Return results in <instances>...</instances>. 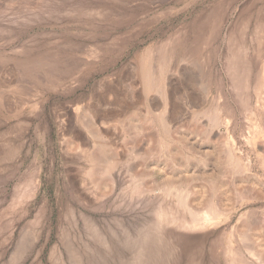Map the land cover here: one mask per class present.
Segmentation results:
<instances>
[{
  "label": "rangeland",
  "instance_id": "374dc122",
  "mask_svg": "<svg viewBox=\"0 0 264 264\" xmlns=\"http://www.w3.org/2000/svg\"><path fill=\"white\" fill-rule=\"evenodd\" d=\"M11 2L0 0V16ZM68 4L35 16L64 21L65 10H88L97 0ZM126 8L101 21L99 43L86 41L77 51L91 72L56 87L33 85L22 62L61 49L65 32L89 39V29L31 27L41 18L32 15L0 17V264H261L243 248L237 227L254 224L250 234L263 247L264 200L237 205L226 220L187 228L172 220L184 213L169 199L159 191L143 195L137 185L186 176L189 188L209 196L213 178L224 181L223 198H231L237 189L254 191L255 177L264 183V162L255 155L264 142V0H126ZM47 33L56 37L40 38ZM158 82L166 102L151 88ZM164 110L168 134L158 122ZM147 114L152 123L146 119L136 132L132 124ZM220 139L242 170L229 173L220 165ZM94 144H103L100 159L117 155V165L103 164ZM158 144L180 146L189 163L153 156ZM93 166L100 175L88 171ZM108 174L114 187L102 195Z\"/></svg>",
  "mask_w": 264,
  "mask_h": 264
},
{
  "label": "bare ground",
  "instance_id": "6f19581e",
  "mask_svg": "<svg viewBox=\"0 0 264 264\" xmlns=\"http://www.w3.org/2000/svg\"><path fill=\"white\" fill-rule=\"evenodd\" d=\"M69 1H68V3H70L73 0H71L70 2ZM65 2L63 0H35V1H33V0H12V2L9 5H7L8 6V8H6L7 11L4 9L5 12L4 13H1V15L2 14L7 15V16H10V18H11L12 15L13 16L14 15L15 16L16 15H19L20 18H21L22 15H26V16L27 15L28 16H30V15L35 16V15H39V14L41 15L42 12H44V13L45 12H48L47 14H51V13L53 14L55 11L57 12L58 9L63 8L62 10H64L65 9L64 6H66V4H68L67 1H65ZM72 3H71V5H72ZM71 5L68 6V7H71ZM105 6L107 8H105ZM91 8H89L88 10H79V12L78 11L76 12V11L65 10L68 13V15H66L67 18H64L63 19L64 21H59V20L55 19L54 16L51 17L50 15L48 17L46 16L45 18H43L42 16H40L41 17L40 18L38 16L40 19H38V21L35 20L36 21V24H35V21L33 22V20L31 18H29V19L32 20L31 22L33 23V25H31V27L34 26V27H37V28H41V27H46L47 26V28L48 27L53 28L55 26H58V24L59 25L62 24V26H64V27L65 26H68V25L69 26L70 25H74V26H76L78 28H80V27H86L87 29H89V31H88L89 34H86V35H88L87 37L89 39L82 40V39H79V38H81L80 35L77 36L74 33L72 34V33L65 32V35H62V38H64L63 40H65L66 42H65L64 45H61V47H62L61 49H59V50L49 49L46 52V54L44 55V57L38 58V57L34 56V57H29L25 61H23L22 62L23 74L27 77V79H28L29 82H32V84L35 85V86L49 85V86L56 87V86H59L60 84H63V83H71L72 80H75L76 79V76L78 78V76H80V75H83V74L84 75L85 74L88 75L89 72H91V70L89 68H87L88 65L86 64L89 60L86 57H84V56H79L77 54V51H80L81 50V48L84 45L82 43H85L86 41H93V43H99L102 40L101 38L100 39L98 38L100 36L98 34V29H100V28H98V27L101 26V21L106 20L107 17L112 16L114 14L123 13L127 9L126 8V0H97V4L96 5H93ZM101 8H104L105 11L103 9H101ZM99 10H102L103 12L98 13ZM58 12H60V11L58 10ZM69 12L70 13L76 12V14H78V15H77V17L74 16L73 14L72 15H69L70 14ZM4 15H2L0 17H5ZM19 16H16V18L18 17L17 19H19ZM35 17H37V16H35ZM74 17H76V18H74ZM60 18H62V17H60ZM8 19H9V17H8ZM25 19H27V18H25ZM25 19H24V21H25ZM5 21H6V19H5ZM28 22H30V20ZM12 30H14V29H12ZM105 30H107V29H105ZM11 33L9 32V35H11ZM108 33L106 31L104 33L105 35L103 34L102 36H106V34H108ZM7 34H6V36H7ZM43 34H44V32H43ZM15 35H17V34H15ZM21 35H23V34H21ZM109 35H110V33H109ZM54 36L55 35H48V33H47V35H40V38L41 39H48V38L50 39V38H54ZM96 38H98V39H96ZM7 40H9V39H7ZM34 42L35 43L37 42L36 39H35ZM54 42H55V40H54ZM73 42L74 43H79L80 46L79 47H73L72 46L74 44ZM57 46H59V45H57ZM26 48H28V47H26ZM59 48H60V46H59ZM21 50L23 51V49H21ZM7 51H9V49ZM13 52H15V50ZM18 53L21 54V52H18ZM58 53L61 56H57V55H59ZM25 82H26V80H25ZM152 85H153V87H151V88L154 89V90H156L157 92H159L161 94V96H162L163 101L166 102L164 100V89L162 87L163 86L162 83L161 82H158V83H155V84H152ZM84 111H86V110H84ZM101 112L102 111H99L98 112L99 113V116H100ZM164 112H165V110L159 115V121L158 122L161 125L163 131L166 134H168L170 131H169V126L167 124L168 122H167V120H166V118L164 116ZM101 115L103 116V114H101ZM210 117H212V116L210 115ZM131 118L132 117H129L128 119L131 120ZM146 119H147V121H149V122L152 123V120L150 119V117H148V114H147V116L142 119L143 121L139 120L138 123L136 121H133L134 123H137V124H134V125L132 124V127H134L133 129L136 130V132L139 131V130H141L142 126L144 127V123L146 122ZM149 122H147V123H149ZM220 122L221 121H219V119H218V117L216 115H213V117L210 118V123H211L212 127L213 126L214 127H219L221 125ZM101 124L102 125H106L107 122L106 121H101ZM86 126H87V124H86ZM89 126L86 127V128H88V130L90 131V133H92V135H95L97 137H100L99 139H101V135H100L98 129H96V127H94V126H91V125H89ZM197 133L200 134L198 136H200L204 141H209L210 138H211L208 132L207 133H204V132L202 133L201 131H198ZM261 135H264V132H262ZM229 138H230V136H229ZM255 138H257V136ZM255 138H254L253 143H252L254 146H255V144H257L256 143L257 141H256ZM203 140L201 142H203ZM219 141H220V143L218 142L216 144H218V146L223 147V148H220L221 149L220 150V156H222V158L221 159L218 158V159H220V161H219L220 165L224 169H226L227 171H229V173H234L236 171L242 170V166H241L240 159L235 156V154L233 153L232 148H226V145H224V143H223V139H220ZM156 142H158V141H156ZM248 143H249V141H248ZM102 145L101 144L98 145V146L95 145L96 148H94V149H96V153H98V154H96V153L95 154L96 155H100V156H98L99 159L102 156V149H103L102 148L103 147ZM241 145H243V144H241ZM182 146L186 147L187 145L185 146L184 144H182ZM258 146H259V148H261V152H258L255 155H256V157H258L259 159H261L262 162H264V142L262 141V143H259ZM156 150H157V152L156 153H153L152 155L153 156H157V157L159 155H165V156H167L166 159H165L166 160L165 163H170V164H173V165L174 164L187 165L189 163L190 157H188L187 155H185L184 152L182 151V148L180 146L176 145V144H160V145L158 144ZM94 152H95L94 150H93V152H90L91 155ZM103 155L107 156L106 154H103ZM92 156H93L92 158H94V155H92ZM116 156H110L109 158L106 157L107 158L106 160H104V158L102 157L103 158V161H104L103 164L105 163V165H109V167L110 166L111 167H115L117 165L116 164V159H117ZM98 157H97V159H98ZM101 159H100V161H102ZM151 159H153V158H151ZM178 159H180L181 161L180 162H177ZM195 159L198 161L199 164L200 163H205L203 157H197V158L195 157ZM95 160H96V156H95ZM118 162L119 161H117V163ZM152 163L153 162H151V164ZM95 167L93 166L91 168L92 169L93 168L96 169V171H90V169L88 171L90 173L91 172L92 173L95 172L94 174L96 176L97 175H100V173L102 171L100 172V168H98V166L96 168ZM141 168H142V166H141ZM177 170H178V168H177ZM103 172H105V171L103 170ZM129 173H131V172H129ZM86 175H90L91 176V174H86ZM101 175H104V174H101ZM252 176L253 175H249V174L245 175V177H252ZM92 177H93V175H92ZM133 178L134 177H132V180L133 181L135 180L134 183H135V185H137L136 184V179H133ZM178 178H180V177H178ZM93 179H95V178H93ZM93 179H91V180H93ZM95 180H94V182H95ZM103 180H105V181L102 182L103 183L102 195H105V194H108V192L112 191V189L114 187V182H113V178L109 174H108V178L103 179ZM190 180H191V178L186 177V176L181 177L179 180H176V177L174 179L171 176H166L165 175V180H164L163 184H161V185H157V184H154V183L143 184V185L142 184H140V185L138 184L137 185V189H142V192H144L143 195H145V192H147L149 194V192L152 193V192H158L159 191L162 194L161 196L159 195V197H162L163 196V198L169 199V201H171L173 203V206L176 207L175 208V212L176 213H178L180 210L182 211V213H184V215L181 218L179 216L178 217L175 216V218L172 217L173 219L172 218L171 219L173 221H176L177 220L180 227H187V228H201V227H204V226L210 224L213 221H219V220H222V219L226 220V219H228L229 215L235 210V208H236L237 205L246 203L247 201H249L251 199L264 200V183H263V181H261V179H259L257 177H255V181H253L254 184H255V186L253 185V187L255 188L254 191H252V189L251 190H247V191L246 190H239V189H237V190H234L235 192L233 191L234 193L231 196V198H228L227 196H224V198H223L222 188H221V187H223V184H224L223 183L224 182L223 180H221V181L218 180L219 182H217L213 178H211V179L209 178L208 179L209 182H210V183L208 182L210 184V186H209L210 187L209 196H207L205 193L198 192L197 189H195V188H189L188 183L190 182ZM221 182L223 183L222 185L220 184ZM192 184L193 183H191L190 185H192ZM256 185H261L263 187V189H259L258 187H257L258 188L257 189L256 188ZM234 186L235 185H233V188H234ZM201 187H202V185H201ZM134 188H135V186H134ZM198 188H200V187H198ZM224 192L225 191H223V193ZM155 195H157V194H155ZM139 196H142V195H139ZM201 197H203V198H201ZM169 201H168V203H169ZM168 206H169V204H168ZM168 206L166 204V207L167 208H168ZM167 211L170 212L169 208H168ZM169 216H170V214H169ZM169 216H168V218H170ZM173 216H174V214H173ZM155 218L157 219V216H155ZM158 218H160V217H158ZM162 219H164V218H162ZM165 220H166V218H165ZM155 222H157V221H155ZM249 223H248V221H245V220L242 221L240 224L238 223L237 231H238V233L240 235V240L243 242V244H242L243 245V248L249 253L248 255L250 257H252L253 259H255L257 261V263L264 264V249H263L264 246L262 247V245L260 244V241H258L254 237V235L250 234V230L252 229L251 225L253 227L255 225L254 224H251V223L249 224ZM150 224H151V222H150ZM262 224L263 225H261V226H264V221L262 222ZM148 226H149V224H148ZM142 231L144 232V230H142ZM140 234H142V233H140ZM136 236L137 235L135 234L134 237H136ZM134 237H133V239H135ZM129 239L130 238H128V240ZM263 239H264V237H263ZM130 240H129V242H130ZM131 241H133V240H131ZM138 242H140L139 239H138ZM133 244L136 245V242L133 243ZM139 245H140L139 248H141V244H139ZM133 247H134V245H133ZM134 248H137V249H134ZM134 248H133V250H135V251L138 250V247L137 246L134 247ZM132 261H134V260H132Z\"/></svg>",
  "mask_w": 264,
  "mask_h": 264
}]
</instances>
